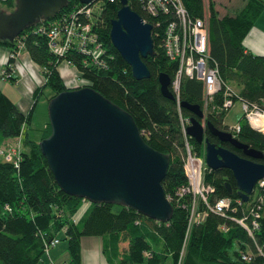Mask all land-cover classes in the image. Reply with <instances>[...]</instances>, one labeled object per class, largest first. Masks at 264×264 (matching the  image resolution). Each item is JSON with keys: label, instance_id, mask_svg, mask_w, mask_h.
Instances as JSON below:
<instances>
[{"label": "trees", "instance_id": "1", "mask_svg": "<svg viewBox=\"0 0 264 264\" xmlns=\"http://www.w3.org/2000/svg\"><path fill=\"white\" fill-rule=\"evenodd\" d=\"M182 1L190 16L201 19L209 16L210 56L218 64L221 79L236 89L232 87L237 94L235 104L247 101L264 108V56H255L244 46L247 34L264 9V2L246 0L245 7L235 16L221 17L213 0L209 2L208 15L204 0ZM0 4L10 12L16 7L15 0H3ZM92 5H96L91 17L93 31L98 32L105 43L110 55L109 64L107 69L85 66L84 57L75 51L71 52L67 58L77 65L83 80L82 86L77 89L91 87L134 117L149 146L171 158L163 189L166 196L176 195L178 189L188 182L184 168L185 138L180 115L188 119L193 116L182 104L186 102L204 109V84L197 79L184 77L181 104L176 99H167L161 93L159 76L166 73L173 78L178 68V63L169 60L163 49L162 29L159 36L155 32L152 34L155 55L143 59L151 72V78L136 80L130 65L116 51L110 38L111 24L122 7L121 0H95ZM128 5L146 19L140 0H128ZM81 6L80 0H68V6L53 19ZM53 19L43 20L38 27L22 32L14 42L0 40V45L9 47L10 53H16L18 43L22 41L25 45L23 51L42 69L45 83L33 94L34 106L46 89L52 91L50 100L70 89L59 71L64 58L51 53L47 34L39 31L50 26ZM15 62L10 59L9 64ZM10 65L4 68L9 70ZM11 79L14 82L17 80L15 74ZM223 102L222 95L217 94L214 102L209 105L206 122H211L217 129L228 131L231 125L226 123V117L230 109L224 110ZM33 108L25 114L0 89V148L6 150L20 147L18 164L14 159L8 161L4 155L0 156V264H42L47 254L45 246L56 240L67 242L69 261L66 264H83L82 239L93 236L105 237L111 257L118 258L119 264H167L170 258L171 264H177L189 225L188 212L178 206L176 201H171L174 207L172 219L168 223H157L126 206L90 204L82 198L65 194L56 184L40 150V141L52 133L50 120L41 130L39 139L31 138L28 132ZM239 125L241 129L235 138L264 154V134L255 131L244 115ZM206 133L209 141L217 147L223 146L245 157L242 150L232 144L222 143L209 131ZM19 138L22 144L18 142ZM191 143L197 153H205L204 145L194 139H191ZM256 161L264 165V156ZM205 178L207 184L215 189L213 198L241 199L232 171L224 168L210 169ZM227 185L232 188V194ZM253 201L250 198L249 202H244V206H250ZM222 223L219 216L212 214L204 223L192 229L183 264H264V256L256 252L258 246L264 253V212L256 232V243L251 241L247 231L236 224H231L227 233L220 231ZM128 239L129 248L121 256L120 243ZM248 247L254 257L251 261H244L243 253Z\"/></svg>", "mask_w": 264, "mask_h": 264}, {"label": "water", "instance_id": "2", "mask_svg": "<svg viewBox=\"0 0 264 264\" xmlns=\"http://www.w3.org/2000/svg\"><path fill=\"white\" fill-rule=\"evenodd\" d=\"M95 0H80L93 4ZM15 10L0 8V40L14 42L22 32L38 27L61 14L68 0H15ZM111 24L114 48L131 67L136 80L150 79L143 59L155 55L153 28L133 11L128 0ZM158 81L161 93L174 101L171 77L162 73ZM193 114L187 133L205 146L206 165L213 170L232 171L239 198L249 202L255 186L264 179V165L256 160L264 154L240 143L233 134L217 129L207 121L199 105L183 103ZM51 135L40 141V150L61 190L90 204L126 206L159 223H168L174 207L166 197L163 182L171 158L153 149L143 138L135 119L121 107L91 87L66 90L49 101ZM209 131L222 143L242 150L239 156L206 139ZM229 193L232 188L227 185Z\"/></svg>", "mask_w": 264, "mask_h": 264}, {"label": "built area", "instance_id": "3", "mask_svg": "<svg viewBox=\"0 0 264 264\" xmlns=\"http://www.w3.org/2000/svg\"><path fill=\"white\" fill-rule=\"evenodd\" d=\"M145 12V22L153 28L152 34H161L163 39V49L169 60L178 63L177 72L171 78V93H174L177 103H180L181 88L184 77L197 79L204 84V113L207 115L209 105L214 102L217 94L223 98L224 110L234 107V98L237 97L236 91L221 79L218 64L210 56L209 48V26L206 18H194L190 16L182 0H140ZM96 5H85L75 9L71 13H65L58 19H53L47 28L39 31L47 34L48 44L51 53L59 58H64L61 66L66 65L75 74L67 79L61 74L69 90H75L82 86L83 80L76 64L70 61L67 56L71 52L80 53L84 57L85 66L92 65L101 69H107L109 52L104 41L100 39L99 33L93 31V16ZM50 21V20H49ZM19 48L16 53L9 54L5 65H10V59L16 62L20 58L25 45L22 41L18 43ZM16 62L0 71V78L10 80L16 73ZM60 66V67H61ZM77 73V74H76ZM80 82V83H79ZM80 89V88H79ZM244 117L250 126L257 132L264 134V108L257 104L247 101L241 102ZM182 134L184 141L185 173L187 185L179 188L176 195L167 196L169 202L176 201L177 205L182 206L188 212V228L185 239L182 243L184 249L188 245L191 231L195 226H200L210 216H219L223 223L219 226L220 231L227 233L231 224L247 231L251 241L256 243V232L260 228V221L264 212V179L260 180L255 186L254 194L250 197L254 201L250 206H244L242 199L232 200L228 197L213 198L214 187L206 182V173L210 168L206 165V156L196 152L191 143L192 137L187 133L189 119L180 115ZM229 133L236 137L240 132L241 125L230 126ZM22 138V136H21ZM21 138L19 143L22 144ZM20 147L11 149H1L0 156L4 155L8 161L13 159L18 164L20 159ZM87 201V200H84ZM88 202V201H87ZM172 203V202H171ZM240 213V215H239ZM56 240L45 246L47 255H50V248L58 245ZM257 246V245H256ZM250 247L243 253L244 261H251L254 253ZM257 254L263 255L262 249L257 246ZM256 254V255H257ZM149 253L147 254V256ZM47 264H56L53 259Z\"/></svg>", "mask_w": 264, "mask_h": 264}, {"label": "crops", "instance_id": "4", "mask_svg": "<svg viewBox=\"0 0 264 264\" xmlns=\"http://www.w3.org/2000/svg\"><path fill=\"white\" fill-rule=\"evenodd\" d=\"M3 0H0L2 2ZM264 2V0H262ZM209 2L210 0H204L205 3V11L208 15L209 10ZM214 4H216V9L219 15L222 17L224 15H232L242 10L246 5V0H213ZM244 46L246 50L252 53L255 56H264V9L261 11L260 16L257 18L255 22V26L249 31L246 39L244 40ZM10 48L0 45V71L4 70L5 64L9 58ZM32 58L29 56L27 52H22L20 54L19 60L16 62V73L15 77L17 80L14 82L12 79L3 80L0 78V89H2L11 100H13L18 109L23 111L25 114L30 113L33 106V99L28 94V88L30 90H36L39 87L43 86L42 81L45 77H43L42 69L40 66L33 65L31 63ZM29 67L27 69L26 77L20 80V73L23 70H26L24 67ZM61 74L67 76V79L73 76L75 72L70 69L68 66L64 65L59 68ZM77 74V73H76ZM24 81V83H21ZM13 86H17V89L22 93L21 96L16 94L15 96L9 95L7 91L12 90L9 89V84ZM25 85V87L23 86ZM11 92V91H10ZM50 98V97H49ZM50 100V99H49ZM47 123L44 124V127ZM239 124V123H238ZM237 125V124H236ZM235 126V125H234ZM27 128V127H26ZM36 129V128H34ZM129 239L120 243V251L121 256L126 252L129 248ZM109 247L105 237H84L82 239V260L83 264H119L118 258H112L109 253ZM68 253L62 255L61 257L56 256L53 257V260L56 264H66L69 260Z\"/></svg>", "mask_w": 264, "mask_h": 264}, {"label": "rangeland", "instance_id": "5", "mask_svg": "<svg viewBox=\"0 0 264 264\" xmlns=\"http://www.w3.org/2000/svg\"><path fill=\"white\" fill-rule=\"evenodd\" d=\"M0 5H1L0 8L4 12H6V13L10 12L8 9L5 8V6H3V4H0ZM208 17L209 16L206 17L207 21H208ZM31 63L33 65H36L33 61H31ZM24 67L26 68V70H23V72L20 73L21 74L19 77L20 80L24 79L26 77V74H28L27 69H29V67H26V66H24ZM44 82H45V78L43 79L42 84ZM21 83H24V81H22ZM9 86H10L9 89H12V90H10L11 92L9 90L7 91V93L9 95L11 94L12 96H15V94H16L15 97H17L18 95L21 96L22 93L17 89V86H13L11 83L9 84ZM23 86L25 87L24 84H23ZM34 92H35V90L29 91V88H28V94L31 96V99H33V106L35 103V99L33 98ZM50 96H52V91L50 89H46L43 92L42 96L37 98L38 102H37L36 106H34V108L32 106L33 113H32V117L30 120L31 123L28 126V132L31 133L30 136L33 139L34 138L39 139L41 137V132H42L41 130L43 129L44 124L47 123V121L49 119V117H48V115H49L48 105H49V99H50L49 97ZM243 115H244V111H243L241 102L239 101L235 104V106L233 108H231L229 110V113L226 117V123L230 124L232 127H234V125H236V124L239 125L238 123H240V119L243 117ZM34 128H36V129H34ZM229 128H231V127H229ZM229 128H228V131H229ZM37 130H40V131H37ZM188 246H189V244L186 246V249H184V246H182V248L180 249L177 264H183V262L187 256L186 252H187ZM66 249H67V242L65 240H62L61 243H59L58 245H56L50 249V255L49 256L47 254L45 255V258L43 261L44 263H42V264H47L48 262H50V259H53V257H56V256L61 257L62 255H65V253H68ZM171 263H172V260L170 258L168 260L167 264H171Z\"/></svg>", "mask_w": 264, "mask_h": 264}, {"label": "flooded vegetation", "instance_id": "6", "mask_svg": "<svg viewBox=\"0 0 264 264\" xmlns=\"http://www.w3.org/2000/svg\"><path fill=\"white\" fill-rule=\"evenodd\" d=\"M209 133H210V132H209ZM206 134H207V133L205 132V135H206ZM212 135H213V134H212ZM207 136H208V135H206V137H205V138H206V139H209V137H207ZM213 136H214V135H213ZM216 138H217V137H216Z\"/></svg>", "mask_w": 264, "mask_h": 264}, {"label": "bare ground", "instance_id": "7", "mask_svg": "<svg viewBox=\"0 0 264 264\" xmlns=\"http://www.w3.org/2000/svg\"><path fill=\"white\" fill-rule=\"evenodd\" d=\"M167 197V196H166Z\"/></svg>", "mask_w": 264, "mask_h": 264}]
</instances>
